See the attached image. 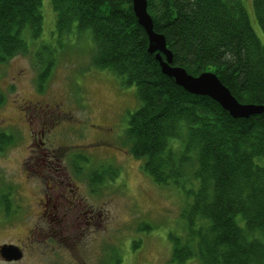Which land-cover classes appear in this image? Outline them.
Masks as SVG:
<instances>
[{"label":"trees","instance_id":"1","mask_svg":"<svg viewBox=\"0 0 264 264\" xmlns=\"http://www.w3.org/2000/svg\"><path fill=\"white\" fill-rule=\"evenodd\" d=\"M145 1L153 30L163 35L173 66L192 76L214 73L238 103L264 108V47L241 0ZM50 4L58 39L73 32L86 35L90 66L110 72L124 88L134 87L138 107L115 141L122 136L127 152L142 161L143 173L154 184L189 188L186 196L191 199L180 214L186 235L183 240L170 238V261L264 264V111L247 119L232 118L211 99L191 95L163 75L154 54L147 52V36L131 0ZM252 7L264 35V0H253ZM41 13L43 0H0V65L29 54L23 34L27 31L33 41L40 38ZM43 53L50 54L45 46L33 56L42 67L40 83L53 61L44 65ZM25 124L33 130L31 121L25 119ZM11 142V136L0 135V149ZM73 157L71 166L80 174L78 163L87 166V160L81 153ZM117 178L116 168L100 166L90 173L89 188L94 192ZM139 229L150 230L146 224Z\"/></svg>","mask_w":264,"mask_h":264},{"label":"rangeland","instance_id":"2","mask_svg":"<svg viewBox=\"0 0 264 264\" xmlns=\"http://www.w3.org/2000/svg\"><path fill=\"white\" fill-rule=\"evenodd\" d=\"M252 1L241 3L264 47ZM55 18L50 0H43L40 38L33 41L25 31L29 54L0 65V135L6 131L12 139L0 149V246L15 245L23 253L20 261L0 258V264H174L170 238L186 235L180 214L191 199L189 188L154 184L142 161L127 152L122 136L115 141L138 107L134 87L124 88L110 72L90 66L86 35L73 32L58 39ZM42 46L50 53L41 55L43 64L53 61L40 83L42 67L33 56ZM41 98L59 100L61 115L54 119L58 124L28 116L34 132L40 123L44 127L46 137L38 147L20 104ZM3 119L18 129L2 126ZM75 153L87 160V166L78 163L80 174L71 166ZM100 166L116 168L118 180L92 192L88 179ZM142 224L150 230H140Z\"/></svg>","mask_w":264,"mask_h":264},{"label":"water","instance_id":"3","mask_svg":"<svg viewBox=\"0 0 264 264\" xmlns=\"http://www.w3.org/2000/svg\"><path fill=\"white\" fill-rule=\"evenodd\" d=\"M131 9L138 25L144 30L148 47L147 52L154 54L160 71L163 75L171 78L173 82L185 92L203 96L217 103L232 118L247 119L250 116L263 113L264 108L255 105H244L238 103L230 94L229 90L221 84L216 75L211 72H204L198 76L188 74L183 68L172 65V54L166 48L163 35L153 30V22L147 13L145 0H131ZM21 250L11 244L0 246V258L3 262H17L22 259Z\"/></svg>","mask_w":264,"mask_h":264},{"label":"flooded vegetation","instance_id":"4","mask_svg":"<svg viewBox=\"0 0 264 264\" xmlns=\"http://www.w3.org/2000/svg\"><path fill=\"white\" fill-rule=\"evenodd\" d=\"M46 99L47 98H41V99H37V100H34V101L23 102V103L20 104L21 105L20 109H25L27 111V113L25 114L26 120L30 119L28 116L31 115V114L35 115L36 118L38 117V119L40 121L43 120V119H46L48 117H50V119L48 121H51V120H54L58 115H61L60 114V103H58L55 99H48V101H46ZM2 121H4V124L2 126H4V127H12V128L18 129V124L17 123H15V122H6V121H9L7 119L6 120L3 119ZM52 125H53V122H52V124L50 126H52ZM43 129H44L43 124L40 123L39 130H37L36 132H34L33 130H29V135L32 138L31 140H33V137L35 135L38 137V141L36 143V146H38V147L42 146L43 139L46 137V136H44ZM5 133H6V131H4L3 134H5ZM50 133H51V130H50ZM41 207L44 208V203L41 204ZM42 211L44 213V209Z\"/></svg>","mask_w":264,"mask_h":264}]
</instances>
